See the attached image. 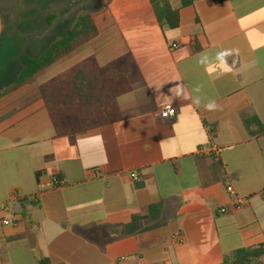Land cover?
Here are the masks:
<instances>
[{
    "label": "crops",
    "instance_id": "crops-1",
    "mask_svg": "<svg viewBox=\"0 0 264 264\" xmlns=\"http://www.w3.org/2000/svg\"><path fill=\"white\" fill-rule=\"evenodd\" d=\"M115 1L92 9L94 39L0 97V264H221L264 244V0H168L176 29L151 0ZM69 10L23 42L32 56L0 53V93L65 34ZM5 27L0 10V37ZM223 50L231 71L216 59ZM127 53L142 79L117 99L120 120L57 137L43 84L88 57L103 67ZM167 108L175 118L160 117ZM161 202L160 226L133 221Z\"/></svg>",
    "mask_w": 264,
    "mask_h": 264
},
{
    "label": "trees",
    "instance_id": "trees-1",
    "mask_svg": "<svg viewBox=\"0 0 264 264\" xmlns=\"http://www.w3.org/2000/svg\"><path fill=\"white\" fill-rule=\"evenodd\" d=\"M195 1L182 0L181 5L187 7ZM223 1L214 0L216 3ZM151 4L161 26L170 29L179 27V10L173 9L168 0H151ZM51 19L53 15L48 17L47 25H50ZM98 33L91 14L79 15L62 37L51 43L37 57L28 59L15 81L0 93V97L34 83L39 72L94 39ZM141 79V72L133 55L127 53L103 67L95 57H88L44 83L42 99L56 136L70 137L118 122L121 114L117 99L131 92ZM162 211V202L153 204L149 207L147 217L133 216L132 219L156 222L145 228L149 230L161 225L157 221ZM263 257L264 244L256 248L237 250L226 256L221 264H259ZM39 264H50V261L41 260Z\"/></svg>",
    "mask_w": 264,
    "mask_h": 264
},
{
    "label": "rangeland",
    "instance_id": "rangeland-1",
    "mask_svg": "<svg viewBox=\"0 0 264 264\" xmlns=\"http://www.w3.org/2000/svg\"><path fill=\"white\" fill-rule=\"evenodd\" d=\"M55 6L52 8H44V5L37 0H0V10L5 17L6 27L5 31L0 37V53L12 55L18 51H24L28 56H32L38 51L37 48L33 50L31 47H26L23 43L29 40L36 32L46 29L44 26V17L57 13L63 8H70L68 21L65 26L70 28L75 23L77 17L81 14L94 12V8L100 5L103 0H51ZM117 0L115 2H118ZM9 20V21H8ZM61 32L53 31L49 34L42 45L48 44L59 37ZM42 46V47H43ZM3 56H0V61ZM259 264H264V257L259 261Z\"/></svg>",
    "mask_w": 264,
    "mask_h": 264
},
{
    "label": "built area",
    "instance_id": "built-area-1",
    "mask_svg": "<svg viewBox=\"0 0 264 264\" xmlns=\"http://www.w3.org/2000/svg\"><path fill=\"white\" fill-rule=\"evenodd\" d=\"M172 47H173V48H176L177 46L174 44ZM176 113H177V111H176L175 108H167V109H164L163 111H161V113H160V117H161L162 119H169V120H170V119L175 118ZM199 151H200V153H208V152H209L208 150H206V149H204V148L201 149V150H199ZM131 177H132L133 180H135V181L138 180V176H137L135 173H132V174H131ZM54 181H55V184H58V183H59L57 180H54ZM227 190H228L229 192H232V191H233L232 187H229ZM241 207H242V200H238L237 203H236L235 208H236L237 210H240ZM220 212H221V213H225V212H226V209H221ZM5 224H6V225L13 224V221H12L11 219H10V220H7V221H5ZM178 240H179V242H183V238H182L181 236H178ZM123 261H124V258H121L120 263L122 264Z\"/></svg>",
    "mask_w": 264,
    "mask_h": 264
},
{
    "label": "clouds",
    "instance_id": "clouds-1",
    "mask_svg": "<svg viewBox=\"0 0 264 264\" xmlns=\"http://www.w3.org/2000/svg\"><path fill=\"white\" fill-rule=\"evenodd\" d=\"M227 55H232V50H223L221 52H219L217 54V61L219 62L220 66L224 69V71H231V68L227 65L225 56ZM206 108L208 110H212L213 108H215V104L214 103H209L206 105Z\"/></svg>",
    "mask_w": 264,
    "mask_h": 264
}]
</instances>
